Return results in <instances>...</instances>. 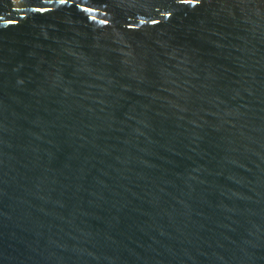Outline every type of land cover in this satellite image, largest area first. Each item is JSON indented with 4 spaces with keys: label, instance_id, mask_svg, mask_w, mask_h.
<instances>
[{
    "label": "water",
    "instance_id": "obj_1",
    "mask_svg": "<svg viewBox=\"0 0 264 264\" xmlns=\"http://www.w3.org/2000/svg\"><path fill=\"white\" fill-rule=\"evenodd\" d=\"M0 264H264V0H0Z\"/></svg>",
    "mask_w": 264,
    "mask_h": 264
}]
</instances>
